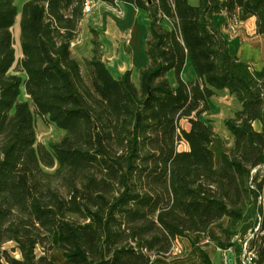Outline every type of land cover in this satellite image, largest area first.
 Instances as JSON below:
<instances>
[{
  "label": "trees",
  "instance_id": "trees-1",
  "mask_svg": "<svg viewBox=\"0 0 264 264\" xmlns=\"http://www.w3.org/2000/svg\"><path fill=\"white\" fill-rule=\"evenodd\" d=\"M16 1L0 0V264H55L58 231L73 264H156L178 238L207 233L224 217L219 247H233L243 264L235 239L252 205L259 219L249 243L256 264H264V67L232 54L214 19L243 9L264 35V0H98L148 14L140 86L132 70L114 76L98 42L85 76L72 43L87 0H29L21 13ZM19 14L17 62L12 28ZM188 61L197 83L182 79ZM212 88L228 89L243 107L226 122L235 144L219 165L217 134L200 117ZM23 89L31 102L21 100ZM36 116L64 130L63 138L38 142ZM183 143L188 150H180Z\"/></svg>",
  "mask_w": 264,
  "mask_h": 264
},
{
  "label": "crops",
  "instance_id": "crops-1",
  "mask_svg": "<svg viewBox=\"0 0 264 264\" xmlns=\"http://www.w3.org/2000/svg\"><path fill=\"white\" fill-rule=\"evenodd\" d=\"M189 1L193 6H197L199 4V0H189ZM105 4L106 3L102 1L94 0L92 4L91 12L86 14L85 17L92 15L96 7L102 8L105 6ZM117 5L119 7H123L126 10V14L128 18L124 21L125 22L124 25L133 31L132 32L133 37L135 38V35L139 34V30H141L140 32L143 33V38L141 37L142 38L141 53L138 57L135 54L136 59H139L137 60L139 61V65L134 69H129L132 70L133 81L134 82L137 80L139 81L141 70L145 65L148 64L149 59L145 53V47H144L148 36V29L146 28L145 25L144 26L139 25L138 19H140L142 15L145 16L146 20H149V17L147 18L146 15H144L143 13L144 10L137 9L132 4L119 2ZM242 10L243 9H241L240 11ZM135 16H138V18L136 19ZM249 16L251 17L252 15ZM228 18L229 17L225 12L214 16L215 21L222 26V29L224 22ZM84 21H83V35L85 38L89 40V34H88L89 32L85 27ZM165 22H167L169 26L171 25V23L168 20H165ZM254 25L255 28L254 31L252 32V36L250 38H248L247 36L249 40L248 42L246 43L242 42V36L240 35L239 38L234 39L233 41L229 39L230 48L232 54L237 55L243 61L250 63L256 70H262V68L264 67V35H258L256 33V21L254 22ZM88 51H89L88 58L91 59L92 58L91 55L93 54V49L89 47ZM190 66H192V64L190 61H188V63L186 64L183 70L182 78L187 83H197L198 75L195 71L189 69L191 68ZM168 76L171 80L172 79L171 73L168 74ZM208 104H209V109L202 112L200 117L201 119L208 122L217 134V136L214 138L213 146L214 144H216L217 140L220 141L225 140V138L222 137L218 131L220 128H223L225 131V136L227 137L228 140V146L231 147L234 144L235 140L230 130L228 129L226 122L229 119L235 118L237 112L242 111L243 109L242 104L238 101L236 95L232 94L228 89H224V90L213 89V95L208 99ZM183 121H186L187 123L183 126L186 129H189L190 128L189 121L186 119ZM254 126L259 131L263 129V124L261 121H256L254 123ZM225 148L226 147L224 144L222 152L218 153L215 150L217 165H219L220 163L223 152H227ZM188 149L189 147L186 143H183L181 145L180 150H188ZM258 217H259V213L257 207L255 205H252L249 208L242 222L240 234H239L240 239H246L252 237ZM228 223H229V218L224 217L220 221L211 225L207 233H201V232L193 233V234L189 233L184 237L178 238L175 245L181 249V252L179 253L177 251H173L171 255L168 257L158 256L155 258V263L156 264H205L204 254L206 253L212 259L213 264H221L225 260L224 255L227 254H224V251L219 247V241L225 237L224 229L228 225ZM62 242H63V232L58 231L56 232L53 238V244L55 249L51 251L50 257L52 260H54L55 264H73L66 258L65 252L60 248ZM13 246L14 243H9L7 245V248H11ZM17 256L20 257V254L17 253Z\"/></svg>",
  "mask_w": 264,
  "mask_h": 264
},
{
  "label": "rangeland",
  "instance_id": "rangeland-1",
  "mask_svg": "<svg viewBox=\"0 0 264 264\" xmlns=\"http://www.w3.org/2000/svg\"><path fill=\"white\" fill-rule=\"evenodd\" d=\"M27 1L29 0L16 1L20 13L22 11L23 5ZM96 8L92 15H89L84 19L85 27L89 32V40L84 37L82 29V33L79 39L75 41L76 47L72 46V51L74 56L82 62L84 74L86 77H88L89 73L87 67L85 66V60L89 59V47L93 49V54L91 55L93 57L95 49L94 42H98L104 62L107 64L114 76L119 77L123 75L127 70L134 69L139 65V61H137L139 59H136L133 47V40L135 39L132 34L133 31L124 25V21L128 17L126 14V10L123 7H119L118 5L105 4V6L102 8ZM143 13L148 18L147 12L144 11ZM135 17L136 19L138 18V16ZM138 24L141 26L145 25L148 29V20L145 19V16L142 15L141 18L138 19ZM164 26L168 29L172 28V25L169 26L167 22H164ZM254 28V21L245 12V10L239 11L238 14L233 18H228L223 25V29L231 41L239 38L241 35L242 42L244 43L249 41L248 38L252 36ZM122 32H125V34L123 35ZM126 36H130L129 45L127 44ZM21 58L17 59V62L20 61ZM190 67L191 68L189 69L195 71L192 66ZM12 73L23 75L21 72L16 70V67L12 70ZM170 73L172 76L171 83L175 87L178 86V80L175 71H170L169 74ZM134 83L137 86H140V79L139 81L137 80ZM21 100L30 101V98L27 96L25 89H23ZM182 123V125L187 124L186 121H183ZM35 124L37 141L44 143L46 146H49L53 142H58L65 135L64 131L59 129L55 124L46 121L42 117L36 116ZM218 131L220 135L225 138V140H217L216 144H214L212 148L214 149V151L216 150L219 153L222 152L223 145L225 144V149L227 150V152H229L234 147L235 143L231 147H229L224 129L220 128ZM50 171L54 172L55 169H52ZM257 221L255 228L257 227ZM82 227L89 228L91 227V224L85 223L84 225H82ZM224 254H226L225 251ZM227 255H224L225 260L221 264H236L238 254L236 252H228Z\"/></svg>",
  "mask_w": 264,
  "mask_h": 264
},
{
  "label": "built area",
  "instance_id": "built-area-1",
  "mask_svg": "<svg viewBox=\"0 0 264 264\" xmlns=\"http://www.w3.org/2000/svg\"><path fill=\"white\" fill-rule=\"evenodd\" d=\"M93 2H94V0H87V5L85 8L86 14L91 12ZM122 34L124 35L125 32H122ZM126 38H127V44L129 45L130 44V36H126ZM74 44H75V41L72 43V46H74ZM249 239L250 238L240 239L239 236H237L235 239L240 244V249H241V256H240L241 258L240 259H241L243 264H256V262H255L256 254H255V251L253 249H251V247H250ZM173 251H177L180 253L181 249L175 245L173 248ZM228 252H234V248L230 247L228 250H225L226 254Z\"/></svg>",
  "mask_w": 264,
  "mask_h": 264
},
{
  "label": "bare ground",
  "instance_id": "bare-ground-1",
  "mask_svg": "<svg viewBox=\"0 0 264 264\" xmlns=\"http://www.w3.org/2000/svg\"><path fill=\"white\" fill-rule=\"evenodd\" d=\"M251 17H252L253 21L255 22L256 21V18L254 16H251ZM20 19H21V16L19 14L18 19H17V23L12 28L13 37H14V40H15V49H16V57H17V59H19V58H21V56H23L22 47H21V27H20ZM140 31L141 30H139V34L135 35V39L133 40L134 52H135V54H136L137 57L141 53V45H142L141 43H142V38H143V33H141ZM74 47H76V44H74ZM62 131H64V130H62Z\"/></svg>",
  "mask_w": 264,
  "mask_h": 264
}]
</instances>
